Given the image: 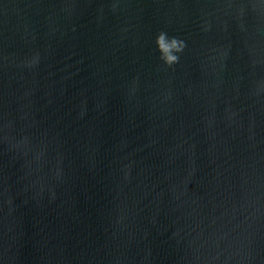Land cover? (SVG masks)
Segmentation results:
<instances>
[{
	"label": "water",
	"instance_id": "1",
	"mask_svg": "<svg viewBox=\"0 0 264 264\" xmlns=\"http://www.w3.org/2000/svg\"><path fill=\"white\" fill-rule=\"evenodd\" d=\"M0 264H264V0H0Z\"/></svg>",
	"mask_w": 264,
	"mask_h": 264
}]
</instances>
